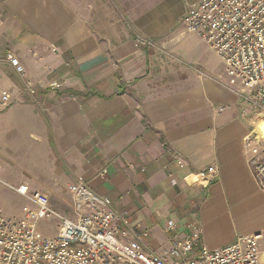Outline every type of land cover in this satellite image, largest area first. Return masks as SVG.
Masks as SVG:
<instances>
[{
    "label": "crops",
    "instance_id": "1",
    "mask_svg": "<svg viewBox=\"0 0 264 264\" xmlns=\"http://www.w3.org/2000/svg\"><path fill=\"white\" fill-rule=\"evenodd\" d=\"M200 1L0 0V94L32 91L0 111V198L24 200L22 212L33 205L13 188L51 200L81 178L165 259L170 239L192 229L210 251L263 234L264 194L242 146L255 111L201 39L179 36ZM136 36L159 46L137 49ZM212 166L219 176L206 186L183 183ZM11 169L27 177L11 181ZM68 195V212L50 205L73 218Z\"/></svg>",
    "mask_w": 264,
    "mask_h": 264
},
{
    "label": "built area",
    "instance_id": "2",
    "mask_svg": "<svg viewBox=\"0 0 264 264\" xmlns=\"http://www.w3.org/2000/svg\"><path fill=\"white\" fill-rule=\"evenodd\" d=\"M182 30L180 37L197 36L221 61L229 83L243 89V99L255 111V122L264 124V0H201L186 9ZM135 46L145 49L159 44L136 36ZM5 60L15 75L25 74L14 53H7ZM48 87L58 89L60 85L53 82ZM23 92L32 94L30 87L14 95L1 92L0 111ZM221 111L223 108H216L215 112ZM255 126L242 139L243 156L258 190L264 194V134L255 132ZM169 153L182 167L178 155ZM192 176L197 180L194 185L204 187L219 173L212 166L205 172L189 174L183 179L186 186H190L187 181ZM13 190L33 207H24L20 216H6L0 209V264H264L260 232L210 251L200 243L199 231L192 229L183 240L171 238L168 259L161 258L145 249L142 235L110 211L109 200L95 195L81 178L67 185L73 218L56 212L44 192L29 191L25 185ZM50 218L59 222L56 235L44 238L36 230L37 224ZM167 227L173 228V223L169 221Z\"/></svg>",
    "mask_w": 264,
    "mask_h": 264
},
{
    "label": "rangeland",
    "instance_id": "3",
    "mask_svg": "<svg viewBox=\"0 0 264 264\" xmlns=\"http://www.w3.org/2000/svg\"><path fill=\"white\" fill-rule=\"evenodd\" d=\"M224 72H225V69H224ZM225 74H226V72H225ZM254 122H255V120H254ZM254 124H256V122ZM15 171H17L16 174L14 175L16 178L14 179V176H12L10 178L11 181L12 180L13 181L25 180V178L27 176H26V174H23V170H20V169H18V170L11 169L10 170L11 173H14ZM59 191H60V193L56 192L54 195H51V200L49 202L53 206H54V204L58 205L59 206V210L64 211V212H68L69 206H70L68 190L66 189L65 186H63L62 188H60ZM53 197H54L55 201H52ZM0 202H1L2 207L5 209L4 210V209L1 208L2 211L3 212L6 211V213H8L10 215L14 214L13 216H20L21 215L22 206L25 204L24 200L18 199L16 197H13V196H10V195L7 196V197L6 196L1 197L0 198ZM56 227H57L56 219L50 218V219L41 220L37 224V229L36 230L39 232V234L42 237L49 238V237H52V236H54L56 234ZM262 238H263L262 242L264 243V233L262 234ZM262 245H263L262 243L259 244L260 250L264 249V245L263 246Z\"/></svg>",
    "mask_w": 264,
    "mask_h": 264
},
{
    "label": "bare ground",
    "instance_id": "4",
    "mask_svg": "<svg viewBox=\"0 0 264 264\" xmlns=\"http://www.w3.org/2000/svg\"><path fill=\"white\" fill-rule=\"evenodd\" d=\"M259 131L264 134V124L262 122L256 123L255 132H259ZM187 182L189 183L190 186H192L197 182V180L192 176L188 179Z\"/></svg>",
    "mask_w": 264,
    "mask_h": 264
}]
</instances>
